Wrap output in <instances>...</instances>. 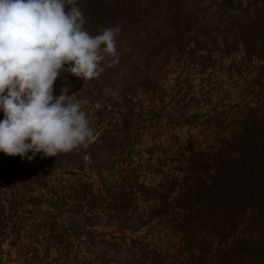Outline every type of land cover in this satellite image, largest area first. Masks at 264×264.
I'll list each match as a JSON object with an SVG mask.
<instances>
[{"label":"trees","instance_id":"trees-1","mask_svg":"<svg viewBox=\"0 0 264 264\" xmlns=\"http://www.w3.org/2000/svg\"><path fill=\"white\" fill-rule=\"evenodd\" d=\"M77 6L118 62L54 83L86 148L0 152V264H264V0Z\"/></svg>","mask_w":264,"mask_h":264},{"label":"clouds","instance_id":"clouds-1","mask_svg":"<svg viewBox=\"0 0 264 264\" xmlns=\"http://www.w3.org/2000/svg\"><path fill=\"white\" fill-rule=\"evenodd\" d=\"M86 23L77 0H0V152L32 161L88 146V101L67 86L54 96V83L62 72L94 79L106 57L117 63L121 26L92 35Z\"/></svg>","mask_w":264,"mask_h":264},{"label":"rangeland","instance_id":"rangeland-1","mask_svg":"<svg viewBox=\"0 0 264 264\" xmlns=\"http://www.w3.org/2000/svg\"><path fill=\"white\" fill-rule=\"evenodd\" d=\"M12 264H14V263H12Z\"/></svg>","mask_w":264,"mask_h":264}]
</instances>
